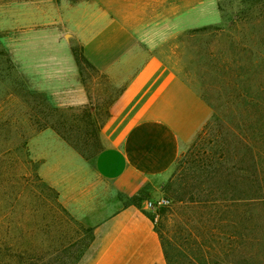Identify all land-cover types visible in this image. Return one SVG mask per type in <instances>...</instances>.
Instances as JSON below:
<instances>
[{"label":"rangeland","instance_id":"1","mask_svg":"<svg viewBox=\"0 0 264 264\" xmlns=\"http://www.w3.org/2000/svg\"><path fill=\"white\" fill-rule=\"evenodd\" d=\"M211 2L223 25L178 32L173 13L187 5L175 0H0V264H76L91 239L82 224L111 201L94 164L122 85L86 53L107 14L161 39L213 108L169 176L127 203L154 218L176 264H224L233 234L245 236L236 259L264 264V0Z\"/></svg>","mask_w":264,"mask_h":264},{"label":"crops","instance_id":"2","mask_svg":"<svg viewBox=\"0 0 264 264\" xmlns=\"http://www.w3.org/2000/svg\"><path fill=\"white\" fill-rule=\"evenodd\" d=\"M180 3L187 6L182 12L175 7L173 18L182 19L178 32L224 24L211 0L200 5L175 0L172 8ZM105 19L93 39L96 45L86 53L94 67L122 85L102 127L103 148L94 164L96 176L111 184V201L97 206L98 218L82 224L91 229V239L76 264H167L155 222L126 198L150 184L157 188L169 176L211 120L213 108L164 57L161 39H143L137 28L108 14Z\"/></svg>","mask_w":264,"mask_h":264},{"label":"trees","instance_id":"3","mask_svg":"<svg viewBox=\"0 0 264 264\" xmlns=\"http://www.w3.org/2000/svg\"><path fill=\"white\" fill-rule=\"evenodd\" d=\"M197 32L198 31H194L193 33H197ZM203 167H204V164H203ZM201 177H203V176H201ZM205 181H206V179H205ZM168 201L171 203V200L168 199ZM180 201L184 202V200H180ZM256 201H257L256 203L259 206H262L264 208V198H257ZM186 203L187 204H193V203H195V200H189ZM201 203H202L201 205H205L206 202L201 200ZM232 203H233L232 204L233 206H239L238 204L240 202H239V200H234ZM165 207H167V206H165ZM189 211H191V210H189ZM167 212L170 213L169 210L166 211V209H165L163 214L166 215V214H168ZM262 214L264 215V213H262ZM186 215L188 217H190L188 212L186 213ZM68 218L70 220H72L70 218V215H68ZM150 218H151V220L154 219L153 217H150ZM246 219H247V221H249V218H247V215L244 216L243 220L245 221ZM243 222L241 221L240 223L242 224ZM229 227H235V222H234V224H230ZM201 228H202L203 231L206 230V224L204 222H201ZM261 228L264 230V220H263V223L261 225ZM226 234H228V233H226ZM233 236L227 238V240H226V247H227L228 251L225 254V258H224L223 263L224 264H254V262H252L250 260V258H248V254H242V256L239 259L238 258L236 259L235 256L231 254V253L235 252V250L238 248V243L235 240L240 241L241 239H245V238H243L245 236L244 235L241 236V234H238V235L237 234H233ZM202 239H203V241L205 243H207L206 237L205 238L202 237ZM161 240H162L164 254H165V258H166L167 264H176V260H175L174 256L172 254H170V251H169L168 247L166 246L165 242L163 241L162 237H161ZM201 243H202V241H201ZM261 244H262V242H261ZM202 245H204V244H202ZM83 251H84V248L82 249V252ZM79 259H80V256L76 259V261L78 262Z\"/></svg>","mask_w":264,"mask_h":264},{"label":"built area","instance_id":"4","mask_svg":"<svg viewBox=\"0 0 264 264\" xmlns=\"http://www.w3.org/2000/svg\"><path fill=\"white\" fill-rule=\"evenodd\" d=\"M170 204V202L166 199H162L160 202H159V206L160 207H165V206H168ZM149 208H152L153 207V204L150 203L149 205Z\"/></svg>","mask_w":264,"mask_h":264}]
</instances>
